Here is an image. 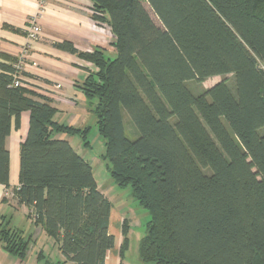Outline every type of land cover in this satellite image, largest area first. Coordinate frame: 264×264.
Wrapping results in <instances>:
<instances>
[{
  "label": "trees",
  "instance_id": "obj_1",
  "mask_svg": "<svg viewBox=\"0 0 264 264\" xmlns=\"http://www.w3.org/2000/svg\"><path fill=\"white\" fill-rule=\"evenodd\" d=\"M94 20L115 37L114 55L82 54V84L120 188L147 210L143 264H264V0H92ZM148 6V7H147ZM150 10L158 20L153 19ZM76 53L71 43L58 44ZM0 68V185L11 190L6 141L30 112L12 190L57 244L56 264H104L114 247L112 204L93 167L57 135L87 130L54 121L50 100L16 87ZM232 76L195 93L189 83ZM36 97L39 99L37 100ZM128 224L121 256L128 248ZM24 260L29 239L1 228Z\"/></svg>",
  "mask_w": 264,
  "mask_h": 264
},
{
  "label": "crops",
  "instance_id": "obj_2",
  "mask_svg": "<svg viewBox=\"0 0 264 264\" xmlns=\"http://www.w3.org/2000/svg\"><path fill=\"white\" fill-rule=\"evenodd\" d=\"M92 6V0H48L40 21L41 37L30 42L27 39L28 21L37 14L39 0H0V68L2 63L19 59L23 48L29 45V59L24 64L22 80L30 91L50 100L51 106L57 110L55 122L81 130L86 119L83 115L85 109H80V106L86 105L87 108L89 104L81 86L95 69L94 64L82 54L105 50L107 55H114L115 37L108 25L94 20ZM65 42L71 43L77 52L72 53L58 46ZM30 117L29 111L23 112L18 128L15 119L12 120L11 133L6 141L11 190L0 185V232L2 227L7 226L30 242L24 260H20L6 249L0 233V264H56L64 260L57 242L42 226L35 224L30 208L19 204L12 192L20 186L21 145L29 132ZM68 136L72 135H57L71 144ZM82 157L91 164L95 176L91 160L85 155ZM98 188L112 204L109 232L115 240L104 264H143L139 258V245L145 235L144 225L148 215L128 204L116 185L111 194L104 192L99 184ZM124 221L128 224V248L121 256L125 239Z\"/></svg>",
  "mask_w": 264,
  "mask_h": 264
},
{
  "label": "rangeland",
  "instance_id": "obj_3",
  "mask_svg": "<svg viewBox=\"0 0 264 264\" xmlns=\"http://www.w3.org/2000/svg\"><path fill=\"white\" fill-rule=\"evenodd\" d=\"M150 12H151L153 19H155V21L158 23V20L154 16L153 12L151 10ZM223 80H227L230 85H233L232 76H226V77H214V78L206 80L202 84L191 82L189 83V86L195 93H200L205 89L212 88L213 86H215L216 84L220 83ZM90 107H91L90 101H89V104H87V108H86V105L80 106V109H85V111L83 112V115L86 119V123H84L85 127L83 128V130L88 129L86 141L89 143L90 146L86 145V142L80 136H73V137L68 136V138H70L72 146L82 156L85 155L93 163L94 168H95V178L100 188L104 192L107 191L109 192V194H111L110 191L113 190L112 188L115 184H114L113 179L111 178L109 170L107 169V163L105 162V160H103V155L105 153V143H104V139L101 136L98 126H97L96 116L92 113V111L90 110ZM63 135L66 136L67 134H63ZM119 190L121 193V197H123V199H125L128 204L132 205L133 208L138 207V210L140 209V212L142 214L144 213L148 215L147 210L141 207L138 204V202L132 197L131 188L128 187V188L119 189ZM144 230H145V225H144ZM136 240L138 239L136 238ZM134 252L136 255V250H134Z\"/></svg>",
  "mask_w": 264,
  "mask_h": 264
},
{
  "label": "built area",
  "instance_id": "obj_4",
  "mask_svg": "<svg viewBox=\"0 0 264 264\" xmlns=\"http://www.w3.org/2000/svg\"><path fill=\"white\" fill-rule=\"evenodd\" d=\"M47 2L48 0H39V9L37 14L32 17L31 19H29L28 21V27H27V39L30 42H34L39 40V38L41 37V18L43 17V13L45 11V8L47 6ZM29 45H27L26 47L23 48V52L21 54V57L18 60V63L15 65L16 69L19 71V73H23L24 70V64L27 62V60L29 59ZM21 75L17 74L16 76V80L14 82V85L16 87L21 85L20 79H21ZM58 88H60V86H58Z\"/></svg>",
  "mask_w": 264,
  "mask_h": 264
}]
</instances>
